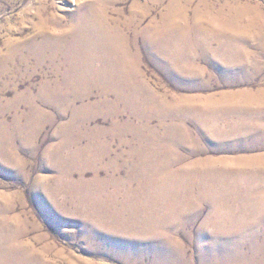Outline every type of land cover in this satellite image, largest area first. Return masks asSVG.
Listing matches in <instances>:
<instances>
[{"label":"rangeland","instance_id":"obj_1","mask_svg":"<svg viewBox=\"0 0 264 264\" xmlns=\"http://www.w3.org/2000/svg\"><path fill=\"white\" fill-rule=\"evenodd\" d=\"M213 1L216 7L229 9L241 27H247V37L238 43L239 52L216 51L213 40L210 49L202 51L206 43L203 22L191 17L171 22L165 54L150 56L140 50L139 72L144 81L134 87L111 83L92 89L74 82L51 88L50 101L43 96L45 87L39 85L42 79L52 78L45 67L29 73L16 58V68L10 59H1L5 64L1 69L9 72L0 71L1 232L5 210L8 216H22L20 223L29 230L25 242H32L34 236L45 237L32 245L37 252L50 248L44 255L46 261L70 264L55 255L63 248L76 264H135L131 259L91 253L92 246L81 230L97 224L79 183L90 182L96 172L108 182V192H113L112 181L119 180L116 196L122 200L131 165L141 164L163 171L159 179L152 178L154 184L167 186L150 192L154 200L150 217L157 223V237L191 248L186 250L192 255L188 264H201L208 258L205 262L209 264H264V0ZM93 2L0 0V52H5L7 39L31 35L38 16L52 18L59 25L58 32L68 30L77 24L72 17L87 12ZM130 2L122 0L118 6ZM192 7L187 9L190 16ZM154 10L151 6V13L158 14ZM85 18L80 21L83 38L91 35L95 25ZM93 70L104 79L115 81L117 77L101 66H82L84 74ZM69 73L65 70L57 75ZM137 73L136 69L131 75L135 78ZM200 79L207 84L200 86ZM115 83L121 84V78ZM186 104L197 110L180 112ZM77 110L83 113L77 112L74 122ZM78 136L80 145L75 144ZM90 146L101 150L84 154ZM119 153L124 156L116 160ZM114 164L119 168H112ZM199 230L205 231L199 238L211 257L194 258L192 254ZM4 236L0 233L2 252L8 248ZM158 245H152L156 256L152 264L181 263L173 260V254L164 260L162 254L168 247ZM4 262L1 257L0 263Z\"/></svg>","mask_w":264,"mask_h":264},{"label":"bare ground","instance_id":"obj_2","mask_svg":"<svg viewBox=\"0 0 264 264\" xmlns=\"http://www.w3.org/2000/svg\"><path fill=\"white\" fill-rule=\"evenodd\" d=\"M70 1L72 0H68V2ZM95 1L96 2L88 4L87 12L72 17V20L77 22V24H73L74 26L70 29L67 28L68 30L60 28L61 31L58 32L55 29H57L59 25H54L52 18L46 17L45 19H41L40 16H38L37 28L35 27L36 29H34L35 31H33L31 35L24 38L7 39L4 45L6 48L5 52H0V71H3L1 74L9 75L8 71L1 69V67L5 65L1 59L5 58L10 59L15 68L17 65L14 63L13 58H16L20 63L26 65L24 70L27 69V72L29 73L45 67L47 72L52 75V78L45 80L42 79L39 85L45 87L43 96L50 100L53 96L51 88L64 84L73 85L74 82H82L84 86L89 87L96 85L104 86L105 84L109 85L111 83L119 86L131 84V87H134L138 82H143L144 80L142 81V76L139 72V53L141 51H145V53L150 56L165 54L168 50L166 40L168 34L170 33L169 23L171 22L185 20L188 17L193 18V20L203 22L204 26L201 28L203 37L206 38V43L204 45L203 41L201 46L202 51L210 49L209 41L213 40L218 46V48L215 47L216 51H222L225 55L238 53V43L247 37V27H241L229 9L225 11L223 6L218 5L216 7L213 0H131L130 4L126 7L118 6L122 0ZM193 5V13L190 16L187 13V9ZM151 6L158 11V14L151 13ZM125 14H127V18H125ZM84 17L95 23V25L93 24L94 26L92 27L91 35H85V38L82 37L84 35H82L83 27H81L82 23L80 24V21L82 20L81 18ZM57 20L56 22H58ZM87 22L83 21V23ZM155 23L159 26H156ZM87 26L89 27V25ZM87 32L90 31L87 30ZM140 36H142V40H140ZM175 36L176 35H174V38ZM82 66H101L104 72L114 71L115 75H117V77H115V81H119L120 77L121 84H116L113 79H104L102 74L97 70H93L90 75L84 74L82 72ZM136 69L138 70V73L135 74L134 78L131 75V72ZM65 70L71 71L72 73L63 77L57 75L58 72ZM68 79L69 81H67ZM197 83H199L200 86L207 84V82L204 83L201 79ZM94 88L95 87H92V89ZM46 89H50V91L47 92ZM38 97H40L39 94ZM146 106L148 107L147 104ZM196 110V108L186 104L180 112L190 113ZM202 111L207 112V110ZM77 112L78 110L74 111V122L79 117ZM78 113L82 115L83 112L79 111ZM117 113L118 112H115L113 114L116 116ZM90 120V118L86 119L82 125L85 126V124H87ZM147 123L149 122H146V126ZM79 138V136L76 137V139L74 137L75 141ZM145 141H148V139H145ZM80 143L81 139L75 142L76 145H80ZM69 144L71 145L70 142H68V145ZM92 150H101V148L90 146L84 154ZM123 156V153H119L116 160H120ZM79 158L81 157L79 156ZM149 159L150 158H148V160ZM151 160L153 159L151 158ZM122 165H124V163ZM111 166H113L112 168L114 169L117 167L116 164ZM81 168L82 167H80V169ZM130 170V175L127 178V182H125L127 186H125V193L123 192L124 198L122 200L120 197L118 198L116 196L120 191L118 187L119 184L117 183L119 180L112 181L114 185L113 190L111 191L113 192H108V182H106L103 178L102 179L104 181L100 180V177L96 172L92 174L93 179L90 182H88V180L87 182L79 183L83 187V189L80 187L84 191L83 199L91 202L92 209L91 212H89L90 217L95 220L97 224L94 225L95 227L93 228H91L93 225L91 227L89 225H85V229L81 230L82 235L85 236L92 246L93 252L91 253L103 254L104 256H119L124 260L131 259L135 264H152V260L156 257L153 253L154 251H151L152 245L155 243H159V245L160 243H163V245L168 247L163 251V254L161 253L164 260L173 254V260L178 259L179 262L188 264L187 260L192 255H188L186 250H191V248L187 249L183 244L180 245L178 243L175 244L173 242H169L167 237H157L156 234H159V231H155L157 228L155 225L157 223L153 221V217H150V213L154 208L152 203L154 200L151 196H149L150 192L155 187L156 190L161 187L162 189H165L167 186L160 185L162 183L159 184L158 182L156 185L152 180L162 177L163 171L159 169H150L148 166L141 164H138L137 166L131 165ZM113 171L114 170H112V172ZM153 176L155 177L154 179H152ZM134 182L136 183L135 187L132 186ZM121 189L123 190V188ZM116 197L120 200H117ZM137 203H141L142 207H137ZM4 211L5 210H2V216H4L5 227L4 231H0V233H5L4 239L6 240L8 248L4 252L0 251V258H5V262L0 264H23L24 259V264H56L53 261L50 262L44 259L47 252L50 250L49 247H43L41 252H37L36 248L32 245L34 241L36 242L40 239L43 240L45 237L34 236L32 242H25V239L23 240V238L27 235L29 230L21 225L20 221L23 220L21 219L22 216L19 214L8 216L3 213ZM180 211L177 212L180 213ZM140 212H145L146 215L144 213L145 216H142L143 214ZM26 223L28 222L26 221ZM82 223L84 227L85 222ZM35 226L37 227V225ZM154 226L156 228H154ZM100 227L107 229V231L100 229ZM204 234L205 231L199 230L197 232L198 239L195 238V244H193L192 247V254L194 258L211 257L209 250L205 244L201 243L202 239L199 238V236ZM55 255L60 259H65L70 264H76L70 259L69 254L67 251L63 250V248H58L55 251ZM16 256L20 259L18 262H14V259L18 260ZM208 260L209 258L200 263L209 264L205 262ZM223 262H226L224 264H229V261ZM77 263L94 264L91 262L88 263V261Z\"/></svg>","mask_w":264,"mask_h":264}]
</instances>
